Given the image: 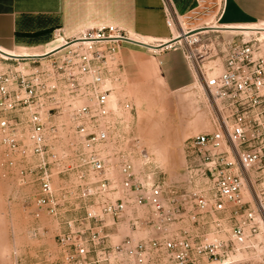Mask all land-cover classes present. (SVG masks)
<instances>
[{"label": "built area", "instance_id": "1", "mask_svg": "<svg viewBox=\"0 0 264 264\" xmlns=\"http://www.w3.org/2000/svg\"><path fill=\"white\" fill-rule=\"evenodd\" d=\"M226 2L194 0L190 11L166 21L180 34L163 48L190 49L211 127L191 142L184 187L167 185L146 155L139 171L131 142L117 135L119 112L132 107H118L108 80L120 47H144L140 39L101 25L70 39L55 30L54 47L40 55L0 50L2 167L14 170L36 160L28 170L39 186L36 218L60 211L55 176L77 170L81 182L67 193L65 205L75 217L58 237L62 256L56 264L100 260L109 246L110 258L124 256L131 264L154 258L216 263L264 233V39L261 33L226 39L229 29L209 28L231 26L221 23ZM211 6L210 23L187 29L191 14ZM210 33L217 36L209 42ZM213 59H222L220 68L217 60L209 68L203 64ZM133 145L140 149L138 141ZM19 182L24 185L25 177ZM121 231L123 244H114Z\"/></svg>", "mask_w": 264, "mask_h": 264}, {"label": "rangeland", "instance_id": "2", "mask_svg": "<svg viewBox=\"0 0 264 264\" xmlns=\"http://www.w3.org/2000/svg\"><path fill=\"white\" fill-rule=\"evenodd\" d=\"M213 11L215 6L200 8L197 14H191V18L185 21L187 29L210 23L207 19ZM229 35L223 36L229 39ZM215 36V33H210L205 37L210 42ZM189 50H179L180 57L171 62L176 70L170 75L150 54L131 55L127 62H123L119 53L117 70L108 80L118 107L122 103H129L132 107L130 111L119 112L122 123L118 126L117 135L131 142L129 145L137 169L143 170L142 159L148 156L153 169L162 173L164 182L171 187L186 185L191 142L196 135L211 128L202 104L203 91L195 83L194 60L188 59ZM216 60H206L203 64L209 68L213 65L209 62ZM221 62L222 59L216 61L219 68ZM2 64L0 60V66ZM186 75L192 77V84L177 87ZM135 141L139 142L140 149L134 148ZM3 157L4 149L0 143V264H56L62 256L58 237L65 232L66 221L75 217V212H69L71 204L65 205V201L67 193L77 191L81 183L77 170L65 169L64 174L54 177L55 194L61 203L58 215L45 212L36 218L33 200L38 195L39 186L36 177L28 173L29 165L35 164L36 160H26L14 170H6L1 165ZM21 176L25 177L24 185L19 182ZM68 202L72 203L71 200ZM71 209L73 211V207ZM226 234L220 237L226 239L230 233ZM125 235L121 231L113 237V243L123 244ZM209 236L219 235L209 233ZM109 248L112 247L106 248V254L100 260L87 264H131L124 256L110 258ZM149 264L169 263L164 258H154ZM203 264H264V233L252 237L238 252L225 256L221 261Z\"/></svg>", "mask_w": 264, "mask_h": 264}, {"label": "crops", "instance_id": "3", "mask_svg": "<svg viewBox=\"0 0 264 264\" xmlns=\"http://www.w3.org/2000/svg\"><path fill=\"white\" fill-rule=\"evenodd\" d=\"M193 7L194 0H0V50L11 55H40L54 47L55 30L70 39L101 25H114L129 37L160 47L179 32L167 27V19ZM221 23H264V0H227ZM168 50L123 44L119 58L127 62L131 55L150 54L170 75L176 70L171 62L180 57V49ZM192 82L186 75L177 87Z\"/></svg>", "mask_w": 264, "mask_h": 264}, {"label": "bare ground", "instance_id": "4", "mask_svg": "<svg viewBox=\"0 0 264 264\" xmlns=\"http://www.w3.org/2000/svg\"><path fill=\"white\" fill-rule=\"evenodd\" d=\"M183 28H185V24L183 23ZM209 28H214V29H229L226 30L229 33H244V34H255V33H261L262 38L264 39V23H258V24H246V25H231V26H227V27H220L218 25H211L209 26ZM175 29V28H174ZM177 32V31H176ZM175 32V33H176ZM203 32H208V30H203ZM203 32H201L200 34H202ZM179 32L176 33V36H179ZM199 34V35H200ZM198 35V34H197ZM198 36H194V38H197ZM7 53V52H5ZM8 55H11L10 53H8ZM4 57H8V56H4Z\"/></svg>", "mask_w": 264, "mask_h": 264}, {"label": "water", "instance_id": "5", "mask_svg": "<svg viewBox=\"0 0 264 264\" xmlns=\"http://www.w3.org/2000/svg\"><path fill=\"white\" fill-rule=\"evenodd\" d=\"M173 42V41H172ZM171 42V43H172ZM140 45H142V46H144V47H148V48H153V49H157V48H160V47H165V46H167V45H161L160 47H154V46H150V45H146V44H140Z\"/></svg>", "mask_w": 264, "mask_h": 264}]
</instances>
